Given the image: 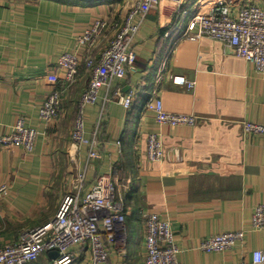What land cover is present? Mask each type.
I'll use <instances>...</instances> for the list:
<instances>
[{
	"label": "crops",
	"instance_id": "obj_1",
	"mask_svg": "<svg viewBox=\"0 0 264 264\" xmlns=\"http://www.w3.org/2000/svg\"><path fill=\"white\" fill-rule=\"evenodd\" d=\"M190 0L185 7H189ZM256 1L264 9V0ZM131 0H0V134L16 118L35 128L30 151L0 147V246L26 230L49 222L78 171L85 187L113 168L125 219L108 248V264H145L142 211L168 220L177 258L183 264H264L253 250L264 246V226L252 229L254 207L264 205V131L244 134L242 120L264 125V73L244 58L224 51L220 40L188 39L175 28L181 9L170 4L151 9L134 41L136 58L125 77L115 79L97 134L98 155L87 157V142L72 144L70 130L81 91L90 71L80 64L63 83L57 58L77 48L76 38L96 17L111 23L123 16ZM107 28L97 46L80 48L97 56L107 43ZM166 57L163 76L156 81ZM58 76L52 82L49 74ZM169 73L193 79L192 88L174 84ZM62 89L56 118L44 121L39 107L49 90ZM131 93L128 107L117 93ZM84 105V136L92 137L100 105ZM157 95L164 110L195 114L193 124H160L145 102ZM159 133L163 155L146 156V136ZM244 230L234 246L202 251L198 242L209 234ZM52 251V250H51ZM42 253L45 264L54 255ZM69 264H88L82 248Z\"/></svg>",
	"mask_w": 264,
	"mask_h": 264
},
{
	"label": "built area",
	"instance_id": "obj_2",
	"mask_svg": "<svg viewBox=\"0 0 264 264\" xmlns=\"http://www.w3.org/2000/svg\"><path fill=\"white\" fill-rule=\"evenodd\" d=\"M131 0L123 16L108 22L106 18H94L76 38L77 48L62 51L57 58V67L62 71V81H71L80 64L90 71V77L80 94L79 110L71 128L72 144L78 146L87 142V157L98 155L97 134L103 121L106 104L111 101V89L115 79L125 77L133 68L136 58L135 37L148 12L164 4L173 9H181L182 15L175 28L188 39L209 36L222 42L228 54L244 58L252 68L264 73V9L251 0ZM111 28L107 43L97 56L85 55L80 48H93L100 42L104 31ZM166 57L162 61L156 81L163 76ZM52 82L58 80L49 74ZM169 79L178 85L192 88L195 84L182 74L169 73ZM101 94L99 113L92 130V137L84 136V116L86 104L95 103ZM62 89L53 86L39 107V116L44 121L56 118L61 101ZM117 101L124 107L131 103V93L118 92ZM145 107L154 112L160 124H193L195 114L173 113L163 109L161 99L153 95L145 102ZM244 134H262L264 125L251 120L241 121ZM37 131L26 126L22 117L16 118L10 132L0 134V147L19 146L25 151L33 147ZM146 156L149 160H160L163 155L159 133L150 132L146 136ZM112 170L98 174L85 187V172L78 171L73 189L64 194L54 217L47 223L24 231L18 239L0 246V264H41L37 261L42 253L56 250V256L45 264H69L77 250L88 254V264H108V248L116 240L123 226L125 210L117 191ZM5 186L0 185V194ZM145 227V264H183L177 258L179 251L174 243L168 220L158 217L155 212L142 211ZM249 226L260 229L264 226V205L257 204L250 217ZM244 236V230H227L203 237L197 247L205 252L223 251L234 246ZM253 261L264 263V246L253 250Z\"/></svg>",
	"mask_w": 264,
	"mask_h": 264
},
{
	"label": "rangeland",
	"instance_id": "obj_3",
	"mask_svg": "<svg viewBox=\"0 0 264 264\" xmlns=\"http://www.w3.org/2000/svg\"><path fill=\"white\" fill-rule=\"evenodd\" d=\"M87 82H88V80H87ZM87 82H86V84H87ZM86 84H85V86H86ZM79 98H80V96H79ZM78 102H79V100H78ZM77 107H78V104H77ZM76 115H77V112H76ZM76 115H75V117H76ZM75 117H74V119H75ZM73 122H74V120H73ZM72 125H73V123H72ZM70 133H71V130H70Z\"/></svg>",
	"mask_w": 264,
	"mask_h": 264
},
{
	"label": "water",
	"instance_id": "obj_4",
	"mask_svg": "<svg viewBox=\"0 0 264 264\" xmlns=\"http://www.w3.org/2000/svg\"><path fill=\"white\" fill-rule=\"evenodd\" d=\"M51 253H52L54 256H56L57 251H56V250H52Z\"/></svg>",
	"mask_w": 264,
	"mask_h": 264
},
{
	"label": "trees",
	"instance_id": "obj_5",
	"mask_svg": "<svg viewBox=\"0 0 264 264\" xmlns=\"http://www.w3.org/2000/svg\"><path fill=\"white\" fill-rule=\"evenodd\" d=\"M179 16H180V14H178V19H179ZM178 19L174 20V22L176 23Z\"/></svg>",
	"mask_w": 264,
	"mask_h": 264
}]
</instances>
